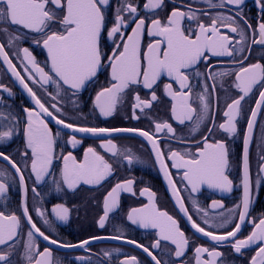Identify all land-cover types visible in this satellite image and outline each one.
<instances>
[{"label":"flooded vegetation","instance_id":"1","mask_svg":"<svg viewBox=\"0 0 264 264\" xmlns=\"http://www.w3.org/2000/svg\"><path fill=\"white\" fill-rule=\"evenodd\" d=\"M0 264H264V0H0Z\"/></svg>","mask_w":264,"mask_h":264},{"label":"water","instance_id":"2","mask_svg":"<svg viewBox=\"0 0 264 264\" xmlns=\"http://www.w3.org/2000/svg\"><path fill=\"white\" fill-rule=\"evenodd\" d=\"M78 34L79 32L77 31H73L70 32L68 35H66L65 37L58 39V50H60V48H67L71 51H74L73 54H71L72 56H75L76 53V49L78 47H82V50L85 52L86 50L90 51L89 53H84V56H89L90 58L95 57V60L97 61V58H99V53H98V38H99V34H100V29L94 34V38L92 39L91 42L87 41L85 38L83 39L81 44H76V41L78 39ZM56 57H60L61 54L58 51L55 54ZM55 65L58 67V69H60L62 63H55ZM99 65V61L98 63H96L95 65V69L98 67ZM60 71V70H59ZM72 81V80H71Z\"/></svg>","mask_w":264,"mask_h":264}]
</instances>
